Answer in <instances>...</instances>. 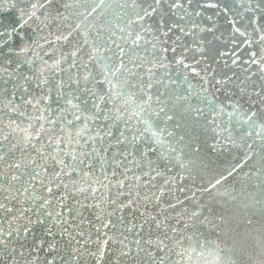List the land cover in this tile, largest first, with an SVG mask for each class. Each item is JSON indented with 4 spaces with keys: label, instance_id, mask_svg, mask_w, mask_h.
I'll use <instances>...</instances> for the list:
<instances>
[{
    "label": "snow or ice",
    "instance_id": "1",
    "mask_svg": "<svg viewBox=\"0 0 264 264\" xmlns=\"http://www.w3.org/2000/svg\"><path fill=\"white\" fill-rule=\"evenodd\" d=\"M0 264H264V0H0Z\"/></svg>",
    "mask_w": 264,
    "mask_h": 264
}]
</instances>
